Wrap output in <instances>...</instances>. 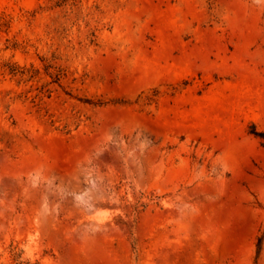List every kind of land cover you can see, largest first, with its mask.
<instances>
[{
	"label": "rangeland",
	"instance_id": "obj_1",
	"mask_svg": "<svg viewBox=\"0 0 264 264\" xmlns=\"http://www.w3.org/2000/svg\"><path fill=\"white\" fill-rule=\"evenodd\" d=\"M0 264H264V0H0Z\"/></svg>",
	"mask_w": 264,
	"mask_h": 264
}]
</instances>
